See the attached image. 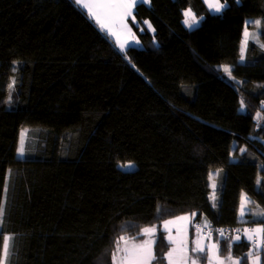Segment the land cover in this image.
Masks as SVG:
<instances>
[{"label":"trees","instance_id":"trees-1","mask_svg":"<svg viewBox=\"0 0 264 264\" xmlns=\"http://www.w3.org/2000/svg\"><path fill=\"white\" fill-rule=\"evenodd\" d=\"M228 5L138 4L154 32L133 24L142 46L125 56L73 0H0V244L14 237L11 264H112L119 237L141 240L151 225L164 263L165 220L264 222L251 214L264 209V28L248 25L259 40L239 62L245 21L264 20V0ZM187 8L203 17L193 28ZM248 248L235 242L231 254L248 264Z\"/></svg>","mask_w":264,"mask_h":264},{"label":"snow or ice","instance_id":"snow-or-ice-1","mask_svg":"<svg viewBox=\"0 0 264 264\" xmlns=\"http://www.w3.org/2000/svg\"><path fill=\"white\" fill-rule=\"evenodd\" d=\"M149 0H74V3L78 6H82L87 9L89 13V18H95L97 23L100 24L101 30L107 28L110 36L117 37V46L121 53H124L126 56V45L131 47V44L128 40H125L123 43L119 40L118 31H114L113 28L119 26L120 29H128L130 32L131 29L128 28L126 18L132 16L134 8L138 4H146ZM239 2V0H237ZM204 3L208 5L210 11H214L217 14L222 13L229 5L228 0H204ZM94 9H96L94 11ZM103 14L107 19L111 21V24H102L100 22L99 16ZM185 19L183 21L184 25L188 28H193L197 26L203 17H197L188 9L184 12ZM134 20V17H133ZM147 24L148 22L145 21ZM252 23L256 26L257 29L264 28V20L258 19L255 21H245L244 28V39L241 41V56L240 59L243 61L245 59L244 51L246 49L249 39L259 40L258 35L255 32L250 33L248 25ZM148 28L151 30V24H148ZM143 30V29H142ZM135 43H139V40H135ZM260 47L264 49V43L260 44ZM224 72L231 76L230 66H224ZM9 87H13V84H10ZM264 105V102H262ZM240 110H246V104L243 100L240 103ZM258 119H264V116H261V113H257ZM27 129L21 131L20 135V144L17 148L18 155L23 156L25 152L24 142ZM245 149H241V152H244ZM122 169L131 168L133 165L131 163L126 165H119ZM220 170H217V175ZM209 179H212V173L209 174ZM264 182V178L258 176L257 184L260 185ZM212 188L215 189L216 185L213 183ZM213 200V207H216L217 200L215 192L210 197ZM249 199L246 193L241 192L240 196V207H239V218L243 219L246 213H250L251 209L248 207ZM258 207V206H257ZM159 211V209H158ZM252 215L264 217V209H261L257 212H252ZM5 215V206L3 203H0V227H2L3 218ZM196 213H192L191 216H195ZM190 216H178L174 219L176 221L180 220H190ZM173 220H165L163 225L165 228L168 225L173 224ZM204 227H209L208 222L205 220ZM156 226L145 227L141 229V233L138 234L148 237L144 239L142 243H135L134 241L137 237H133L131 240H126L124 236L119 237L117 241L116 251L112 254V264H154L157 260V256L153 251V246L156 243ZM220 233V236L216 241L210 245H205L202 239L197 238L191 241V247L189 248V243L187 239L182 236L180 229H177L176 237H173L171 234L168 236L169 242L174 245L170 248L168 253L165 254L168 260V264H198L203 258H207L208 264H244L241 258H233L231 255V249L235 242L241 240L240 235H234L231 237H224L222 229L217 230ZM239 232L240 230H236ZM199 232V230H198ZM245 237L252 242V249L247 254V258L250 264H262V256H264V222L252 229L245 228L243 229ZM208 238H211V233H209ZM222 240H227V248L229 255L222 256L221 252V242ZM259 240V243H257ZM119 241H124V247L121 249L119 246ZM14 237L9 235H3L2 244H0V264H11V254L14 249ZM256 253L253 256V253ZM195 254V256L191 254ZM119 256V261L117 257Z\"/></svg>","mask_w":264,"mask_h":264},{"label":"crops","instance_id":"crops-1","mask_svg":"<svg viewBox=\"0 0 264 264\" xmlns=\"http://www.w3.org/2000/svg\"><path fill=\"white\" fill-rule=\"evenodd\" d=\"M74 1V0H73ZM149 3H150V0H149V2L148 3H146V5H149ZM207 5V4H206ZM78 6V5H77ZM78 7H80L86 14H87V16L89 17V13H88V11H87V9H85V8H83L82 6H78ZM207 7H208V5H207ZM189 8H187V9H185L184 11H183V15H184V12L186 11V10H188ZM208 9H209V7H208ZM96 9H94V11H95ZM134 10H135V8H134ZM134 10H133V13H132V16H129V17H127L126 18V23H127V25H128V28L129 29H131V31L129 32L128 31V29H120L119 28V26H116V27H114L113 28V30L114 31H118V33H119V40H120V42L121 43H123L125 40H128L129 41V43L131 44V46H135V47H141L142 46V43L140 42V39H139V37H138V35L136 34V32H135V30H134V28H133V24L134 25H137L139 28H140V30H142L143 28H146L151 34H153V32H154V29H153V27L151 26V30L148 28V24H150L149 23V21L148 20H143L141 23H140V21H138L136 18H135V16H134ZM212 12H214V11H212ZM215 13V12H214ZM133 17H134V20H133ZM96 25H97V27L101 30V27H100V24H98L97 23V21H96V19L95 18H90ZM99 19H100V22L102 23V24H111V21L109 20V19H107L103 14H101L100 16H99ZM184 19H185V16H184ZM145 21H147L148 23L146 24L145 23ZM184 21V20H183ZM246 21H249V22H251V19H246ZM250 24V23H249ZM245 28V27H244ZM249 28V27H248ZM106 35H108L112 40H113V42L115 43V45H116V47L119 49V47L117 46V37L116 36H110L109 35V33H108V30H107V28H105L104 30H102ZM249 32L250 33H252V31H251V29L249 28ZM242 39H244V29H243V31H242V37H241V41H242ZM135 40H139V43L137 44V43H135L134 41ZM249 41V40H248ZM247 45H248V43H247ZM126 48H127V45H126ZM246 49H247V46H246ZM246 49H245V51H244V56H245V54H246ZM240 56H241V42H240ZM244 61V60H243ZM243 61H241V59L239 58V62H243ZM263 143H264V141H262ZM245 193V192H244ZM247 195V197H248V199H249V204H250V202H251V198L248 196V194H246ZM240 196H241V194H240ZM249 204H248V207H249ZM239 207H240V201H239ZM239 207H238V213H237V218H238V220L239 221H243L244 219H245V216H246V214H245V216L243 217V219H241V218H239ZM191 217V216H190ZM174 220V219H173ZM190 220H191V222L189 223V225H187V227H185L186 229H188V238H187V241H188V243H189V248L191 247V241L193 240V239H197V238H200V239H202V241H203V243L207 246V245H210V244H212V243H214L215 241H216V239L220 236V233H217V235L216 236H211V238L209 239L208 238V235H206V234H204L202 231H199L198 232V229H195V225L194 226H192V217L190 218ZM261 223H256V224H251V225H248V224H240L239 226H240V232H239V235L241 236V240L240 241H245L248 245H249V248H248V251H247V253H246V256H247V254L250 252V250L252 249V247H253V245H252V242L251 241H249L246 237H245V235H244V233H243V229H245V228H248V229H252V228H256V227H258L259 225H260ZM226 236H228V237H231V235H226V234H224V237H226ZM239 242V241H238ZM257 243H259V240H257ZM191 254V253H190ZM256 253L254 252L253 253V256L255 255ZM220 255H222V256H227V255H229V253H227V254H222V253H220ZM232 255V254H231ZM232 257L235 259V258H241L242 259V256H239V255H232ZM247 260H248V258H247ZM198 264H208V260L207 259H205L204 261H198ZM248 264H250V262H249V260H248ZM262 264H264V256H262Z\"/></svg>","mask_w":264,"mask_h":264},{"label":"rangeland","instance_id":"rangeland-1","mask_svg":"<svg viewBox=\"0 0 264 264\" xmlns=\"http://www.w3.org/2000/svg\"><path fill=\"white\" fill-rule=\"evenodd\" d=\"M22 130H24V129H22ZM22 130H20V134H19V141H18V146H19V144H20V135H21V131ZM25 137H26V135H25ZM18 154V153H17ZM129 163H131L132 165H133V167H131V168H124L123 170H131V169H134V167H135V165H134V163H132V162H126V163H124V164H118V166L119 165H126V164H129ZM119 168H121V167H119ZM122 169V168H121ZM183 216H190V215H183ZM174 221V223L173 224H170V225H168V227L167 228H165L164 227V225H162V230L164 231V236H165V238H166V240L169 242V240H168V236L171 234L173 237H176V235H177V229L179 228L180 229V231H181V234H182V236H184L186 239L188 238V229H186L185 227H187V225H189V223L191 222V220H180V221H176L175 219L173 220ZM151 226H153V225H151ZM151 226H147V227H151ZM145 228V227H144ZM148 237H146V236H144L141 240H135L134 242L135 243H137V244H139V243H142V241L144 240V239H147ZM156 238H157V235H156ZM127 240V239H126ZM124 241H123V243L120 245V248L122 249L123 247H124ZM170 243V242H169ZM171 244V243H170ZM172 247H174V245H170V248H172ZM169 248V249H170ZM154 251V250H153ZM169 251V250H168ZM168 251H167V253H168ZM195 256V255H194ZM117 261H119V256L117 257ZM154 264H168V260H167V257H166V261L163 263V262H154Z\"/></svg>","mask_w":264,"mask_h":264},{"label":"built area","instance_id":"built-area-1","mask_svg":"<svg viewBox=\"0 0 264 264\" xmlns=\"http://www.w3.org/2000/svg\"><path fill=\"white\" fill-rule=\"evenodd\" d=\"M195 227L199 230H201L204 234L209 235V233H211V236H214V234L219 233L217 230L218 229H222L223 233L226 235H239V232H237L236 230H240V226L239 225H235V226H226V227H213L211 225H209V227H204L203 224L197 222L195 224Z\"/></svg>","mask_w":264,"mask_h":264},{"label":"water","instance_id":"water-1","mask_svg":"<svg viewBox=\"0 0 264 264\" xmlns=\"http://www.w3.org/2000/svg\"><path fill=\"white\" fill-rule=\"evenodd\" d=\"M255 117L257 118V115Z\"/></svg>","mask_w":264,"mask_h":264}]
</instances>
